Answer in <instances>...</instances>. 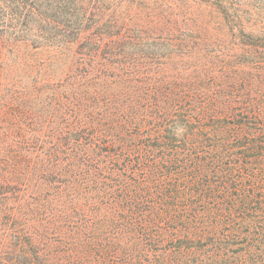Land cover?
<instances>
[{
    "label": "trees",
    "instance_id": "16d2710c",
    "mask_svg": "<svg viewBox=\"0 0 264 264\" xmlns=\"http://www.w3.org/2000/svg\"><path fill=\"white\" fill-rule=\"evenodd\" d=\"M49 2L0 43V264H264V0Z\"/></svg>",
    "mask_w": 264,
    "mask_h": 264
},
{
    "label": "rangeland",
    "instance_id": "374dc122",
    "mask_svg": "<svg viewBox=\"0 0 264 264\" xmlns=\"http://www.w3.org/2000/svg\"><path fill=\"white\" fill-rule=\"evenodd\" d=\"M50 0H0V43L5 42L8 49L15 50L20 42L48 34L38 30L50 24L48 19ZM49 36V35H48ZM21 53L28 54L29 48L22 47ZM12 54V51H11ZM56 75L59 67H55ZM4 130L0 129V136ZM1 147V146H0Z\"/></svg>",
    "mask_w": 264,
    "mask_h": 264
}]
</instances>
